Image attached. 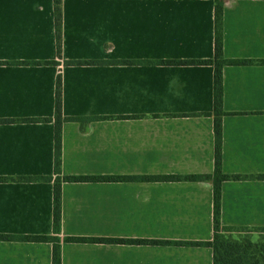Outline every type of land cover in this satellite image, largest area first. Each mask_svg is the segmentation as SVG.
Wrapping results in <instances>:
<instances>
[{
	"label": "crops",
	"instance_id": "crops-1",
	"mask_svg": "<svg viewBox=\"0 0 264 264\" xmlns=\"http://www.w3.org/2000/svg\"><path fill=\"white\" fill-rule=\"evenodd\" d=\"M215 9V0H63L58 59L54 0H0V61H60L0 64V119L53 117L61 73L64 115L98 117L64 122L63 174L121 177L63 182L62 264H214L211 246L177 244L213 239V182L159 178L215 171L214 66L148 61L213 58ZM224 51L255 62L224 67L223 169L264 174V0L226 1ZM74 60L102 62H65ZM54 173L53 122H0V177ZM222 224L264 229V179L223 182ZM53 227V181H0V234ZM53 247L0 238V264H53Z\"/></svg>",
	"mask_w": 264,
	"mask_h": 264
},
{
	"label": "trees",
	"instance_id": "trees-1",
	"mask_svg": "<svg viewBox=\"0 0 264 264\" xmlns=\"http://www.w3.org/2000/svg\"><path fill=\"white\" fill-rule=\"evenodd\" d=\"M227 0H215V55L211 59H181V60H150L151 64L164 65H213L214 66V109L210 114L215 120V171L213 174L165 175L160 176L166 181H208L214 184V237L211 241H180L177 244L208 245L214 251V264H264V229L234 230L222 224V185L226 180H240L245 178L264 179V174L242 175L228 174L223 169V117L224 109V67L227 64H251L254 60H232L226 57L224 51V6ZM55 2V21L57 37L58 59L63 58V0ZM69 65H91L102 61L74 60L65 61ZM106 62V61H103ZM117 63H136L135 60H119ZM141 62V61H140ZM0 64L19 65H59V60L32 61H0ZM94 116L71 117L63 112V78L58 74L56 84L55 115L53 117H38L24 119H0V122H53L55 125V173L53 176H19L17 178L0 177V181H53L54 182V234L53 235H4L2 239H20L36 242H52L53 264H62V184L64 181H107L118 180L121 177L64 175L63 165V125L66 121H78L84 127L93 120ZM124 178V177H123ZM234 232L237 236L234 235ZM259 232L258 239L253 233ZM68 240H99L102 238L68 237ZM162 242V241H160ZM165 243V242H162Z\"/></svg>",
	"mask_w": 264,
	"mask_h": 264
},
{
	"label": "rangeland",
	"instance_id": "rangeland-1",
	"mask_svg": "<svg viewBox=\"0 0 264 264\" xmlns=\"http://www.w3.org/2000/svg\"><path fill=\"white\" fill-rule=\"evenodd\" d=\"M259 236H260V233L259 232H254L253 233V238L258 239Z\"/></svg>",
	"mask_w": 264,
	"mask_h": 264
}]
</instances>
